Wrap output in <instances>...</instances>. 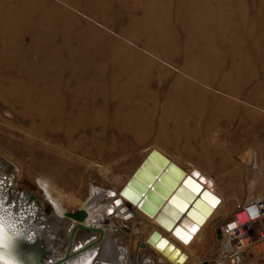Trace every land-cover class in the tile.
I'll use <instances>...</instances> for the list:
<instances>
[{
  "label": "rangeland",
  "instance_id": "374dc122",
  "mask_svg": "<svg viewBox=\"0 0 264 264\" xmlns=\"http://www.w3.org/2000/svg\"><path fill=\"white\" fill-rule=\"evenodd\" d=\"M42 1L46 5V10H49L47 9L49 7L59 8V15L61 14L68 23L64 26H56L50 24L52 20L46 21L38 16L29 19L17 14V0H1L0 39L3 30L4 33L12 30L8 33H13L12 36H5L3 39L9 40L11 37L17 45L21 43V53L14 55L23 59L26 53L29 54L30 59L38 64L27 63L25 68L32 70L37 78L42 77L41 74L44 73L42 70L44 66L35 67L42 63L40 60L43 58L40 57L43 54L60 53L64 58L67 55L66 64L69 73L65 72L64 85L57 84L60 87L39 80L38 83L45 82L46 86L42 84L36 86V81L31 79V76L20 81L15 70L0 69V89L9 90L8 95H3L2 92L0 94V165L2 164L0 169L4 165L6 170L3 172L6 173L7 180L4 178L3 182H8L5 185H13V197L22 198L17 192L24 193L27 198H31L28 199L29 204L34 203L33 199L41 203L44 207L43 213L52 221L49 224L53 229L51 231L53 234L57 233L56 238L61 240L58 244L62 246L65 240L60 236L65 235V232L58 229L64 226L66 218L65 215L57 216L51 201L57 200L64 213L81 209L91 196L92 186L94 189L104 191L115 187L120 189V185L131 177L149 152L125 148L126 139L121 136L122 130L114 128V124L110 125L109 122H113V113H117V118H121L124 113L119 110L117 101L105 102L103 96L109 97V95H105L103 91L112 88L119 92L131 89L133 85L132 93L115 97L124 99L134 96L133 90L135 87H142L144 81L151 84V90L156 91L158 79H166L165 90H168L170 86L167 79L191 76L216 83L221 87V83L225 86L231 80L221 79L226 72L230 74L233 63L244 62L246 68L235 73L243 72L248 78L240 81L239 86L243 87L245 95L254 89L252 93L259 94L261 96L258 97L263 98L264 0H240L244 9V20L240 24L237 22L234 28H224L219 34H208L213 22L202 13L208 8L204 4H196L191 12L187 3H177L176 0L155 3L144 0H105L107 11H101L98 5L101 0ZM233 9L236 12L235 6ZM200 21L203 22V26L201 25L203 29L196 32V28L202 24H199ZM50 25L54 31L52 35L58 33V36H49ZM249 28L253 31L252 40L248 38ZM234 44L236 47H233ZM117 46L129 51L130 55H135L136 61L144 59L147 63L138 62L137 66L134 60L127 65L125 60H128L129 55L121 54V51L115 48ZM162 50L173 57L169 55L165 59L160 53ZM182 51L189 56L192 54V58L188 57L189 59L185 61L188 68L184 67V69L179 57V52ZM10 52L13 53L14 50L0 48V53ZM175 52L177 57L172 54ZM44 69L47 71V68ZM3 80L22 82L23 85L7 87L1 85ZM94 81L99 85L102 95V97L96 96L94 104H99L101 108L104 106L103 109L109 119L106 118V124L100 129L90 128L84 132L79 131L96 122V118L94 119L91 114L94 112L93 103L89 102L87 97L85 101L82 99L84 92L87 93L85 84ZM136 92L141 97L145 95L144 90L136 89ZM22 96L26 99L23 104ZM33 107L37 108L38 114H33ZM55 109L59 117L53 116ZM37 117L38 119H35ZM39 118L45 119L51 125L58 119L63 124L75 119L84 120V123L74 130L72 136H67L58 130L52 131L50 126L42 129L43 133L39 131L40 133L35 135L30 132V128L35 120L40 121ZM94 131L101 133H93ZM80 140L82 143L76 147ZM73 146L76 148L73 149ZM40 181L50 185L52 196L42 188ZM224 214L225 210L222 206L214 219L202 230L199 238L192 246L185 249L190 256L189 264H201L205 258L211 261L216 257L217 237L214 225L219 220L225 219ZM54 219H57V222ZM149 223L146 221L145 227L141 226L143 229L138 233V239L144 241L147 237L148 231H151L148 229H152L148 227ZM77 237L78 239L75 240H80L79 238L83 236ZM115 239L129 261L130 255L135 251L136 240L128 237ZM149 250L142 255L145 258L143 263L161 264V261L156 259L159 256L155 257V252Z\"/></svg>",
  "mask_w": 264,
  "mask_h": 264
},
{
  "label": "crops",
  "instance_id": "0c3cea01",
  "mask_svg": "<svg viewBox=\"0 0 264 264\" xmlns=\"http://www.w3.org/2000/svg\"><path fill=\"white\" fill-rule=\"evenodd\" d=\"M2 32L0 48H11L14 52L3 54L0 58V69L15 70L20 81L31 76L37 85L46 86L45 82L38 83V80L47 81L46 83L56 87H60L57 84L64 85V75L68 71L67 55L64 58L60 53L43 54L40 57L43 58L40 60L42 63L35 67L44 66L47 71L42 68L44 73L41 74L42 77L37 78L32 70L25 68V64L36 62L31 60L27 53L23 59L17 58L14 54L21 53V43L17 45L11 37V40H4L5 36H12L13 33H4V30ZM52 36H58V33ZM164 51L160 53L166 59L171 54ZM172 54L177 57L176 52ZM179 57L182 68H188L185 61L188 57L192 58V54L189 56L182 51L179 52ZM217 62L220 63L219 59ZM245 68L244 62L233 63L230 74H222L224 78L221 79L231 80L225 86L221 83V87L191 76L167 79L170 88L165 90L166 79L160 78L156 83V91L151 90V84L144 81L142 87H135L134 96L124 99L103 96L105 102L117 101L119 110L124 113L121 118H117V113H113V122H109L110 125L114 124V128L122 130L121 136L126 139L125 148L141 151L156 148L182 168L193 169L211 180L215 187L214 192L223 201L225 219L233 213L238 204L264 194V97L259 98V94L252 93L254 89L251 93L244 94L239 82L248 77L243 72L241 74L235 71H243ZM88 83L85 84L87 93L84 92L82 99L85 101L87 97L88 101L93 103L94 112L91 114L96 118V122L79 130L83 132L90 128L100 129L106 124V118L109 119L104 106L101 108L99 104H94L96 96L102 97L99 85L95 81ZM16 84L23 85L22 82L16 81L3 80L1 83L7 87ZM94 87L97 89H93ZM136 89L144 90L145 95L139 96ZM22 101L26 102V99L23 98ZM58 114L56 110L53 112V116ZM100 133L99 131L97 134ZM223 220H219L215 227L220 226ZM114 248L120 254L124 253L117 243ZM203 262L209 261L205 258L201 264ZM140 264L145 263L141 261Z\"/></svg>",
  "mask_w": 264,
  "mask_h": 264
},
{
  "label": "bare ground",
  "instance_id": "6f19581e",
  "mask_svg": "<svg viewBox=\"0 0 264 264\" xmlns=\"http://www.w3.org/2000/svg\"><path fill=\"white\" fill-rule=\"evenodd\" d=\"M144 1L145 2L147 1V2H154L155 3V2H170L172 0H144ZM176 2L177 3H187L189 5V7H190L189 10H191V12H193V9H194L193 6H196V4L207 5L208 8L204 7V8H207V9H204V11L202 13L205 14L206 16H208L210 18V20L213 22V25L210 28L211 32L209 31L208 34H214V33L219 34L222 31H224V28H226V27H233L234 28L235 25H237V22L240 24L244 20V9H243V7H241L240 0H176ZM17 3H18V5H17L18 9L16 10L17 14L22 15L24 17L26 16L29 19H31L34 16H38L41 19L46 20V21L47 20H52V21H50V24H55L56 26H64V25H66L68 23L67 21L65 22V18H63L61 16V14L59 15L60 11L56 7L55 8L54 7H49V8H47L49 10H46V5L43 3L42 0H17ZM98 5H99V8H100L101 11H107L106 10L107 9V5L105 4V0H101L100 2H98ZM234 6L236 8V12L233 9ZM197 21L198 20H196V22ZM200 23H202V24H200ZM199 24H200L199 27L197 26L198 28H196V30H195L196 32H198L200 29H203V27H202L203 26V22L200 21ZM50 26L51 27L49 28L48 34L52 36L54 31L52 29V25H50ZM134 28L137 29V27H134ZM140 29H142V27H140ZM227 30H228V28H227ZM11 31L8 30V32H11ZM247 31H248V38L250 40H252V38H253L252 37V33H253L252 29L249 28ZM191 32L192 31H190V34H191ZM246 34H247V32H246ZM233 47H236L235 44L233 45ZM115 48H118L121 51V54L124 53V54H128L129 55L128 60H125L126 63H128L127 65H130V63L131 62L133 63L134 60L136 59L135 55H130L129 51H125V49L122 48L121 46H117ZM3 54L4 53H0V57H2ZM131 58L133 59V61H132ZM138 62L142 63V62H144V59H142L141 61L137 59V61H136L137 64H135V65L138 66V64H139ZM146 63L147 62H144V64H146ZM80 66H82V65H80ZM16 86H17V84H16ZM36 86H38V85L36 84ZM12 87H13V85H12ZM20 89L23 90V89H26V88H20ZM48 89H49V87H48ZM50 89L52 90V87ZM54 90H55V88H54ZM59 90H60V88H59ZM131 90L132 89H124V90H120L119 92H116L115 89L110 88L109 90H104L103 93L105 95L114 96V97H118L119 98L123 94L126 95L129 92L132 93ZM8 91H5V90L2 91L0 89V94L2 92L3 95H8V93H9ZM50 97H52V96H50ZM22 98H23V96H22ZM45 99H47V98H45ZM59 99H61V98H59ZM39 102H41V101H39ZM23 103L24 102L22 101V104ZM59 107H61V106H59ZM36 110H37V108L33 107V109H32V111H34L33 114L34 113L35 114L39 113V112H36ZM35 119H38V117L35 118ZM39 119H40V121L36 122V120H35V122L32 123V126L30 128L31 129L30 132L34 133L35 135H36V133H38L42 129L50 126V129L52 131H54V130L55 131L56 130L63 131V132H65V134L67 136H72L75 133L74 130L77 129L78 127H80L81 125H83V123H84V120L82 121L80 119H75V120L67 122L66 124H63L61 122V120L58 119V121L56 120L51 125L45 119H43V118H39ZM45 130H47V129H45ZM41 133H43V132L41 131ZM81 143H82V140L78 141V143H77L78 145L76 147H79ZM76 147L73 146V149L76 148ZM154 150L158 151L159 154H161L165 158L169 159L167 156H165L161 151L157 150L156 148L150 149L149 152L147 153L146 157L148 158V156ZM147 158H145L142 161L140 166L134 171V173L131 175V177H129L128 180L124 184L120 185V189H118V187H115L113 189H108V190L104 191V190H100V189L96 188L97 192L93 193V191H91V196L83 204V206L81 207L80 210L87 209L89 201H92L93 199L97 200L99 197H100V199H99V202H98L97 205H95V206L93 205L92 209L87 210L89 212V217L87 218V220L84 223H81V226H86V227L102 230L104 232V236H103L102 240L100 241L99 240L100 235L98 233H91V232H88V231H85V230H76V232L74 234V240L76 238L78 239V237H77L78 235L83 236V237L79 238L80 240H82V238H84V239H83V241L75 240V242H73L72 253H74L75 247H77V246L79 247V245H81L82 247L84 246V249H86V247H88V246H91L92 247L90 249L91 251H89L88 254L92 255L96 251L95 252L96 253V259L99 260L97 262H104L106 264H130V263L140 264L141 261H143L145 259L142 256L145 253V251H148V249H150V250L152 249L155 252L154 253L155 257L159 256L156 259H158V261H161V264H175L176 261L178 259H180V257H178V255L175 254L173 256V259L170 260L169 257H170V255L173 254V250L169 251L167 256H163L162 252H163V250L165 248V243L163 245H161V248L163 250H157L155 248V244L158 242V240L160 238H162V239L165 240V242H167L168 244H171L175 249H177L178 253L180 255L184 254L186 256V258H187L186 260L181 259L182 264H189L190 256H189L188 253H186L185 249L189 248L190 246H192V244L199 238L200 233L202 232V230L214 219L216 214H218V212L222 208L223 201L214 192V188L215 187H214L213 183L211 182V180L209 181L205 176L201 175L200 173H195V177H196L195 180L197 182L201 183V185L203 186V189H206L210 194L214 195L217 198L218 203H215L212 199L206 198V196H205V199L202 200L197 205V207L194 209L193 214L191 213L193 219H189V218L185 219V221L182 224L181 228L176 233L177 235L182 236L184 239L188 238V242L185 243L184 240L179 238L178 236H173L169 232V230L167 228L171 227V225L174 223V221H176V219L179 217L180 210L185 208L186 205H184V200H186V199H188V200L190 199L191 200V195H190V193L188 191H186V188H183L180 191V194L178 195L179 198L177 197L174 200V204H172V206H169L161 214L158 222L155 221L156 217L148 216L145 212L140 210L138 208V206L133 204L134 201L132 203L128 198H125L121 194L122 191L128 186V183L130 182V180L135 176V174L141 168L142 164L144 163V161ZM169 160L171 161V159H169ZM171 162H173V161H171ZM173 163L175 164V166L179 167V169L181 171H183V172L187 171L186 169H184L181 166H179L177 163H175V162H173ZM0 166H2V164ZM153 167L155 169H157V167H155L154 165H153ZM0 170H1V172H0V201H1V204L2 205H7V204H11L12 201H13V204H15V208L13 209V212H14L16 210V208H18V206H19L18 203L20 202V203H22V205H21L22 207L19 208L18 210H22L23 211V209H24L23 204L24 203L27 204L28 199H31V198L30 197L27 198L25 196V197H22V198H18L19 199L18 200V199L15 198V196L13 197V193H12V190H13L12 186L13 185L12 184H11V186L5 185V184H8V182H6V183L3 182V181H5L4 178L7 180V177H5L6 173L3 172V171L6 170L4 165H3V168L0 169ZM189 171L193 172L194 170L190 169ZM186 175H187V173H186ZM188 175H190V174H188ZM201 177H202V181H200ZM40 185L42 186V188H44L45 190H47L49 192L48 195L52 196L51 191H50V189L52 190V188L50 187V185L48 183L40 181ZM91 189H93V188H91ZM193 189L197 190V189H195L194 185L189 184V189L188 190H193ZM110 192L114 193V196H113L114 198L109 197V196L108 197L105 196L106 198L101 199V194L104 195L105 193L108 194ZM174 193H175V191L172 190V192L170 193V196H172ZM125 194L127 196H129L131 199L133 198L132 200H135V199L138 200L139 199L138 195L133 190H131L130 188H128L125 191ZM119 195H122L125 198V200L128 203L131 204V209H132V212L134 213L133 217L135 218V221L132 223L133 228H129L128 229L129 231L125 230V226H128V225L122 223V221L114 219V220H112V222L110 224H107V222H106V218H108L110 216L109 213L111 212V211H109L108 205L110 203H112V200H115L116 199L115 197H117ZM170 196H168L167 200L164 202V204H163L164 207L168 203V200H169ZM48 197H50V196H48ZM49 199H51V198H49ZM33 200H34L33 206L30 204L31 205L30 208H27L22 213L24 215H27L29 220H32V221H34V220L39 221L41 219L39 222H41V224H44V226L46 228L48 226L49 230L51 231L52 226H50L49 224L52 221H50V219L47 217V215H45V213H43L44 207L41 206L40 202L35 201V199H33ZM51 202L54 204V207L56 209L55 211H57V216L58 217H60L61 215L64 216V215L67 214V213H64V211H62V206L60 205V203L57 200H55V201L53 200ZM96 203H97V201H96ZM28 205H29V203H28ZM162 209H163V206L158 211V214L162 211ZM54 220L57 222V219H54ZM146 221H147V223L150 222L149 223L150 226H148V227H151L152 229L148 233V235L144 239V241H142L140 238L138 239V237H139L138 233L145 227L144 223ZM141 226H143V228ZM193 229H196V230L193 232ZM70 232H72V231H70ZM69 234H68L65 242L63 241L64 242V243H62L63 246H67L66 241H67V239L69 237ZM114 236H115V238H117V237H128V238H132V239L136 240L135 244H134L135 245V247H134L135 251L130 255V260L129 261H128V258L125 257L126 254H124V256H123V254H120V252H117L116 251L117 249L114 248V245L116 243V239L115 238L113 239ZM152 236H154V238H153L151 244H149L148 240ZM62 253H63L62 255H65V248H64V251ZM147 255H149V254L147 253ZM151 255H152V253H151ZM159 258H160V260H159ZM149 259L151 260V258H149Z\"/></svg>",
  "mask_w": 264,
  "mask_h": 264
},
{
  "label": "water",
  "instance_id": "95a60500",
  "mask_svg": "<svg viewBox=\"0 0 264 264\" xmlns=\"http://www.w3.org/2000/svg\"><path fill=\"white\" fill-rule=\"evenodd\" d=\"M157 167L155 169L153 167ZM187 173V175H186ZM195 173L197 171L190 172L187 170L183 172L179 167L175 166L173 162L165 158L158 151L154 150L144 161L141 168L137 171L135 176L130 180L128 186L122 191V195L125 198H128L133 204L138 206L140 210L145 212L150 217H156L155 221L158 222L161 214L169 207L174 204V200L180 194V191L183 188H186L191 195V200H184L185 208L180 210V215L171 225L167 228L173 236H178L183 239L182 236L177 235V231L181 228L186 218L193 219L191 213L193 214L194 209L197 205L206 198L212 199L214 202L218 201L217 198L210 194L206 189H203L201 183L195 180ZM190 174V175H188ZM202 181V177L200 178ZM189 184L195 186L197 190H188ZM93 188V186H92ZM130 188L133 190L139 197L138 200H132L129 196L125 194V191ZM172 190L175 193L170 196ZM93 193L97 192V189H92ZM18 196L24 197V193L17 192ZM113 197L114 193H105L101 194V199L106 197ZM170 196L168 203L164 207V202ZM179 198V197H178ZM183 198V197H182ZM100 197L95 200L88 202L87 209H76L72 213H67L65 215L66 222L61 229L58 231L65 232V235L60 236V238L66 240L67 246H61L60 239L56 238V234H53L41 224L39 221L29 220L27 215H24L22 212L25 211L30 206H33V203L29 202L24 203V209L18 210L21 208L22 203H18V208L13 212L15 204L2 205L0 201V245L5 246L6 248L13 249L15 257L19 260V264H82L85 260H90L92 264H106L104 262H96V251L94 254L89 255V251L92 248L91 246L75 247L74 253H72V246L74 242V234L76 230H85L91 233H98L100 235L99 240L101 241L104 232L99 229L90 228L86 226H81V223H84L89 217V212L93 208V205H97ZM97 201V203H96ZM101 201V200H100ZM163 209L158 214L160 208ZM157 215V216H156ZM130 227L125 226V230L129 231ZM72 229V230H71ZM72 231V232H70ZM217 239L221 240V231L220 229L216 230ZM154 236H152L148 243L151 244ZM165 243L164 250L161 248V245ZM86 246V245H85ZM65 248V255H62ZM79 248V249H78ZM157 250H163V256H167L169 251L173 250V254L170 255L169 259H173L175 254L180 257L175 264H182L181 259L186 260L185 255H180L178 250L175 249L171 244L165 242L164 239L160 238L155 244ZM133 264V263H130ZM204 264H208L205 262Z\"/></svg>",
  "mask_w": 264,
  "mask_h": 264
},
{
  "label": "built area",
  "instance_id": "2783aa9c",
  "mask_svg": "<svg viewBox=\"0 0 264 264\" xmlns=\"http://www.w3.org/2000/svg\"><path fill=\"white\" fill-rule=\"evenodd\" d=\"M115 198L108 205L111 212L106 222L116 219L133 228L131 204L122 195ZM216 225L214 231L220 229L221 240L217 239L216 257L208 264H264V194L238 204L220 226Z\"/></svg>",
  "mask_w": 264,
  "mask_h": 264
},
{
  "label": "snow or ice",
  "instance_id": "6c2138e0",
  "mask_svg": "<svg viewBox=\"0 0 264 264\" xmlns=\"http://www.w3.org/2000/svg\"><path fill=\"white\" fill-rule=\"evenodd\" d=\"M215 203H218V201H215ZM195 230L193 229V232ZM184 242L187 243L188 238H185ZM0 264H19V260L15 257L13 249L0 245ZM82 264H92V262L85 260Z\"/></svg>",
  "mask_w": 264,
  "mask_h": 264
}]
</instances>
